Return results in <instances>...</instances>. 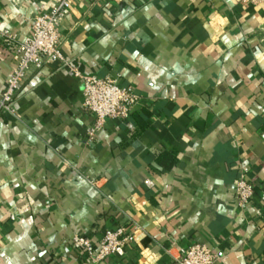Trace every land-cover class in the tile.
<instances>
[{"label": "crops", "instance_id": "obj_1", "mask_svg": "<svg viewBox=\"0 0 264 264\" xmlns=\"http://www.w3.org/2000/svg\"><path fill=\"white\" fill-rule=\"evenodd\" d=\"M58 1L0 0V100L18 44ZM61 37L63 60L0 107V264H175L196 243L215 264H264V4L72 0ZM76 72L117 79L139 105L90 141ZM119 226L136 241L103 262L72 246Z\"/></svg>", "mask_w": 264, "mask_h": 264}, {"label": "built area", "instance_id": "obj_2", "mask_svg": "<svg viewBox=\"0 0 264 264\" xmlns=\"http://www.w3.org/2000/svg\"><path fill=\"white\" fill-rule=\"evenodd\" d=\"M124 2L126 0H115ZM246 4H264V0H242ZM72 0H59L49 13L36 16L32 31L27 38L17 46L15 61L16 69L12 73L8 86L0 100V107L12 112L13 99L20 92L23 82L32 69H40L44 65L63 60L61 54V24L65 19ZM5 42L11 43L8 32L3 34ZM76 75L82 80L84 89V110L92 117L93 123L89 131V140L104 128L107 119L127 120L140 103V96L130 87L120 85L117 79L98 76ZM236 199L242 206L251 203L254 196V186L239 179L235 183ZM136 241L135 233L123 226L115 230H107L99 244L85 235H76L72 246L80 250L92 263H100L118 253L126 245ZM219 255L209 247L196 243L183 250L175 264H215Z\"/></svg>", "mask_w": 264, "mask_h": 264}, {"label": "trees", "instance_id": "obj_3", "mask_svg": "<svg viewBox=\"0 0 264 264\" xmlns=\"http://www.w3.org/2000/svg\"><path fill=\"white\" fill-rule=\"evenodd\" d=\"M162 158H170L169 160V164L171 165V164H175L177 161L173 158V157H171V156H169V155H167V154H163V156H162ZM160 162H162L161 160H160Z\"/></svg>", "mask_w": 264, "mask_h": 264}]
</instances>
